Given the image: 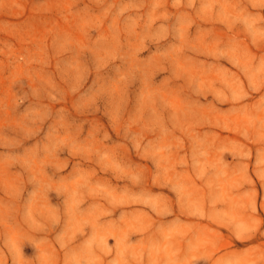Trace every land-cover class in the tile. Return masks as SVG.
<instances>
[{
    "label": "rangeland",
    "instance_id": "374dc122",
    "mask_svg": "<svg viewBox=\"0 0 264 264\" xmlns=\"http://www.w3.org/2000/svg\"><path fill=\"white\" fill-rule=\"evenodd\" d=\"M0 264H264V0H0Z\"/></svg>",
    "mask_w": 264,
    "mask_h": 264
}]
</instances>
